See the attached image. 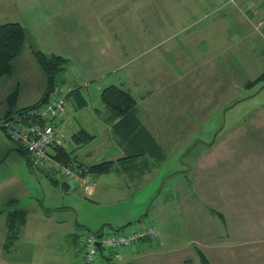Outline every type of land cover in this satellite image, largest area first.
I'll use <instances>...</instances> for the list:
<instances>
[{
    "label": "rangeland",
    "instance_id": "1",
    "mask_svg": "<svg viewBox=\"0 0 264 264\" xmlns=\"http://www.w3.org/2000/svg\"><path fill=\"white\" fill-rule=\"evenodd\" d=\"M130 1L101 3L115 12L106 14L126 27L121 32L126 41L143 46L134 50L135 55L141 54L130 63L133 75L127 84L135 97L139 89L152 92L142 103V119L159 134L166 159L154 161L151 176L138 185L128 182L127 173L113 172L105 176L113 180L102 181L93 195L89 193L96 187L95 179L91 192L70 187L64 193L59 184L58 188L48 190L49 202L60 204L64 197L71 207L67 206L59 215L74 218L78 224L74 230L82 237L100 227L107 230L125 226L127 223L122 222L129 215L133 216L131 225L123 229L145 218L152 220L155 213L165 217L166 205L161 200H173L175 195L180 200L183 193H192L183 202L189 204L196 229L200 232V223L210 231L208 257L212 262L261 264L264 251L261 258V245L256 240L249 238L253 244L246 246L240 241L226 243L230 239L224 234L220 211L226 204L231 207L225 195L229 196L231 184L239 183L238 174L254 172L257 161H264V30L259 27L264 10L258 15V22L254 11L244 13V2L239 0H137L134 4ZM27 65L20 60L15 69ZM37 80L30 82L29 78V83H25L24 101L32 96L27 90ZM57 80L65 92L72 83L60 75ZM248 81L255 82L248 85ZM54 91L59 92L58 86ZM95 92L93 101L99 105L102 97ZM2 124L0 119L3 127ZM66 145L68 150L74 149L69 137ZM25 167L24 179L35 182L34 185L38 184L37 176L42 182L48 181L44 171L57 182L46 166L33 171L26 162ZM28 195L25 192L22 200L25 205ZM182 216V220L189 217ZM180 233L185 237L188 232L180 229ZM184 252L192 251L189 248ZM170 259L171 255L162 254L146 263L169 264Z\"/></svg>",
    "mask_w": 264,
    "mask_h": 264
},
{
    "label": "crops",
    "instance_id": "2",
    "mask_svg": "<svg viewBox=\"0 0 264 264\" xmlns=\"http://www.w3.org/2000/svg\"><path fill=\"white\" fill-rule=\"evenodd\" d=\"M135 1L137 0L130 2L134 4ZM239 1L244 2L242 8L244 13L247 10L254 11V18L258 21V15L264 10V0ZM240 7L239 5L237 8ZM106 12L115 13L113 9L105 8L101 0H0V25L19 23L26 29L28 35L23 51L12 61L11 74L0 79V119L4 120L10 110L13 111L11 117H15L17 110L39 101L47 89V76L39 66L32 46L44 53L64 57L67 62L59 75L62 79H70L72 83L68 86L70 92L68 89L66 91L65 109L55 122L57 128L67 135L64 147L67 146L68 137L73 140L74 149L66 148L71 153L73 164L84 167L101 160L117 161L133 154L129 145L125 144L127 141L119 134L117 122L120 118L113 116L102 99L101 104H95L93 95L96 91L95 93L102 97L103 90L110 85H117L132 94L127 84L133 75V70L129 67L141 54L139 52L135 55L136 46L138 49L143 46L134 45V41L132 43L126 41L125 34L121 33L122 28L126 27L121 26L117 18L114 19L113 15ZM261 16L263 18L264 15ZM259 27L264 30V24ZM20 60L28 65L22 66L19 71L15 66ZM29 78L30 82L31 79L38 80L33 81L31 88L27 90L32 96L25 102L23 92ZM57 85L64 90V86L58 82L55 89ZM77 88L78 91L71 94ZM15 90L18 93L17 100L10 106L8 97ZM144 92L139 89L138 96L132 94L137 100V116L165 152L159 134L153 132L142 119V103L149 99V93H152L150 90H147L148 93ZM59 93L60 91L58 93L54 91L51 95ZM80 130L88 131L95 138L89 143L77 144L73 135ZM25 152L0 125V264H82L84 252L82 237L74 230L78 224L74 218L71 220L69 217L59 215L71 205L64 201V197L60 204L49 202L51 196L48 192L51 188H58L59 184L62 185L64 193L70 187L79 191L82 189L72 183L55 182L46 171L44 173L48 181L42 182L38 176L36 185L35 182L26 181L23 170L26 162L29 167L31 165L28 160L30 154L28 151ZM49 152L56 154L53 147L49 148ZM154 161L158 162L148 153L115 162L110 173H91L96 181V187L89 195L95 194L99 184L110 179L105 176H110L113 172L119 175L127 173L130 177L127 178L128 182L134 181V185L142 183L143 178L145 180L151 176ZM257 162L259 163L255 165L254 172L238 174L239 183L228 187L229 196L225 195V198L229 199L231 207L226 204L224 210L220 212L223 213L224 234L230 239L226 243L238 244L240 241L246 246L253 244L252 241H248L249 238L254 239L256 244L261 245L258 253L263 258L261 251H264V161ZM25 169L32 174L29 169L26 167ZM25 192L29 193L26 205L22 202ZM190 195L192 196V193H183L180 200L178 195H175L176 198L173 200L168 201L166 198L161 200V204L166 205L164 209L167 216L161 217L155 213L152 220L145 218L138 221L135 226L133 224L130 226L136 227L148 221L153 223L161 231V238L157 243H138L118 253L102 248L97 264H145L149 258L162 254L171 255V261H167L169 264H173L172 262L201 264L198 247L210 264H214L208 257L212 242L210 231L200 223H197L200 232L196 229L189 204L183 202L188 198L186 196ZM15 211L26 212V220L22 223L21 217H18L12 227L9 219ZM212 211L215 213V208L212 207ZM183 214L189 217L182 220ZM132 219L133 216L129 215L122 223L131 225ZM103 228L105 229L100 227L99 230ZM180 229L188 232L185 237L181 236ZM11 234L12 242L8 243ZM204 237L207 239L203 240ZM189 248L191 253L184 252Z\"/></svg>",
    "mask_w": 264,
    "mask_h": 264
},
{
    "label": "trees",
    "instance_id": "3",
    "mask_svg": "<svg viewBox=\"0 0 264 264\" xmlns=\"http://www.w3.org/2000/svg\"><path fill=\"white\" fill-rule=\"evenodd\" d=\"M27 39V31L21 24L13 22L0 25V79L11 74L12 61L21 54L25 44L27 43ZM32 51L39 66L47 76V89L39 101L25 108L17 110L15 117L20 116L28 111L30 112L49 100L52 92L55 90V84L58 81V75L64 70V66L67 62V59L64 57L56 54L44 53L35 46H32ZM262 78H264V76H262ZM254 82L255 81H248V85H252ZM76 91H78V88L74 89L71 94L75 93ZM17 95L18 93L16 90L9 95L8 101L10 106L16 102ZM66 97L67 96L65 95V99ZM102 100L104 104L111 110L113 116L120 118V120L117 122L119 134L121 135V138L127 141H125V144L129 145L133 154H130L128 157L118 159L117 161L101 160L99 162L93 163L88 167H85L88 172L93 174L110 173L113 170V165L115 162L137 158L138 156H144L148 153L154 156L158 162L165 161V152H163L162 147L156 142L155 138L138 118L136 110L137 100L128 90L117 85H110L103 90ZM12 112L13 111L11 110L8 111L5 119L10 118ZM94 138L95 136L86 130H80L73 135V139L77 144L89 143ZM54 151L56 153L55 157L60 161L67 164L72 162L71 153L67 151L64 146L54 147ZM28 160L33 170H35L31 164L30 157H28ZM218 214L220 216L222 215L221 213ZM18 217H21V222L24 223L26 220V212L18 213V211H15L11 214L9 223L12 225V227H14L16 224V219ZM125 226L121 227V229ZM10 237L12 239L13 234L9 236L10 241L8 243L12 242ZM198 252L201 259V264H209V260L203 251L198 249Z\"/></svg>",
    "mask_w": 264,
    "mask_h": 264
},
{
    "label": "built area",
    "instance_id": "4",
    "mask_svg": "<svg viewBox=\"0 0 264 264\" xmlns=\"http://www.w3.org/2000/svg\"><path fill=\"white\" fill-rule=\"evenodd\" d=\"M261 24H264V16ZM59 91L58 95H51L47 102L36 109L3 120L2 125L7 135L29 152L31 164L35 169L39 166H46L50 168L56 181L72 183L91 192L94 188V179L84 166L69 165L57 159L56 154L49 152L51 147L65 146L67 136L64 131L57 128L55 122L56 117L64 111L66 104V92L62 87ZM160 238L161 232L149 221L125 229L106 230L103 228L99 231H87L82 236L84 248L82 264H97L102 248L118 253L138 243H157Z\"/></svg>",
    "mask_w": 264,
    "mask_h": 264
},
{
    "label": "water",
    "instance_id": "5",
    "mask_svg": "<svg viewBox=\"0 0 264 264\" xmlns=\"http://www.w3.org/2000/svg\"><path fill=\"white\" fill-rule=\"evenodd\" d=\"M98 244H100V243H98Z\"/></svg>",
    "mask_w": 264,
    "mask_h": 264
}]
</instances>
